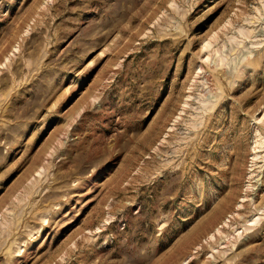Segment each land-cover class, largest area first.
<instances>
[{
	"label": "rangeland",
	"instance_id": "rangeland-1",
	"mask_svg": "<svg viewBox=\"0 0 264 264\" xmlns=\"http://www.w3.org/2000/svg\"><path fill=\"white\" fill-rule=\"evenodd\" d=\"M0 264H264V0H0Z\"/></svg>",
	"mask_w": 264,
	"mask_h": 264
}]
</instances>
